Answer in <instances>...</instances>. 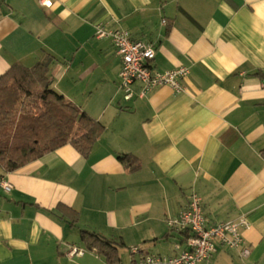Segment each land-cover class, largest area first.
Listing matches in <instances>:
<instances>
[{"label": "crops", "instance_id": "crops-1", "mask_svg": "<svg viewBox=\"0 0 264 264\" xmlns=\"http://www.w3.org/2000/svg\"><path fill=\"white\" fill-rule=\"evenodd\" d=\"M97 22L150 43L158 70L186 66L184 91L124 100L120 58ZM44 52L56 59L53 88L105 128L86 156L65 144L0 168L12 185L0 189V264H108L82 230L171 256L184 244L175 249L166 219L192 192L210 222H249L247 253L218 244L210 264H264V0H0V75ZM72 245L83 254L69 256Z\"/></svg>", "mask_w": 264, "mask_h": 264}, {"label": "trees", "instance_id": "trees-1", "mask_svg": "<svg viewBox=\"0 0 264 264\" xmlns=\"http://www.w3.org/2000/svg\"><path fill=\"white\" fill-rule=\"evenodd\" d=\"M55 61L44 52L33 65L14 63L0 75V168L4 172L65 144L86 156L104 131L99 120L53 88L50 68ZM256 74L264 80V73ZM261 154L264 158V147ZM117 158L130 171L140 165L133 154ZM80 240L108 264L120 261L121 241L87 230L80 232Z\"/></svg>", "mask_w": 264, "mask_h": 264}, {"label": "built area", "instance_id": "built-area-1", "mask_svg": "<svg viewBox=\"0 0 264 264\" xmlns=\"http://www.w3.org/2000/svg\"><path fill=\"white\" fill-rule=\"evenodd\" d=\"M44 7L50 8L54 0H36ZM162 23L165 20L162 19ZM95 36L109 38L116 54L120 58L118 85L124 100H130L134 94L143 97L152 89L168 86L175 92L184 91L182 80L188 74L186 66H178L168 70H158L152 63L155 55L154 47L145 41L134 40L125 29H108L102 23L94 24ZM138 89L135 92L134 86ZM12 188L6 179H0V189L8 193ZM169 232L179 234L174 247H184L171 256L143 253L141 247L130 248L129 264H210V257L216 251V245L229 248H241L242 255L247 249L242 248L241 230L249 226L245 216L234 220L210 222L203 214L200 197L196 192L189 195L188 202L176 215L166 219ZM85 249L72 245L69 256L82 255ZM120 264V263H115Z\"/></svg>", "mask_w": 264, "mask_h": 264}, {"label": "rangeland", "instance_id": "rangeland-1", "mask_svg": "<svg viewBox=\"0 0 264 264\" xmlns=\"http://www.w3.org/2000/svg\"><path fill=\"white\" fill-rule=\"evenodd\" d=\"M161 244H162V241H161ZM142 249H144V248H142ZM149 251H152V250H149ZM118 255L121 259L120 262L122 264H129V262L131 260V255H130L129 249H126L124 246L118 247Z\"/></svg>", "mask_w": 264, "mask_h": 264}]
</instances>
